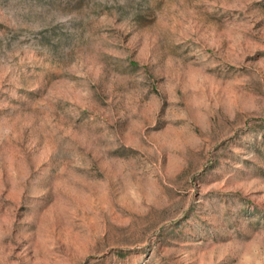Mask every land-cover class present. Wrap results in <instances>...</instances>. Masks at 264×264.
<instances>
[{"label":"rangeland","instance_id":"rangeland-1","mask_svg":"<svg viewBox=\"0 0 264 264\" xmlns=\"http://www.w3.org/2000/svg\"><path fill=\"white\" fill-rule=\"evenodd\" d=\"M0 264H264V0H0Z\"/></svg>","mask_w":264,"mask_h":264}]
</instances>
